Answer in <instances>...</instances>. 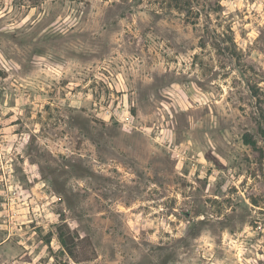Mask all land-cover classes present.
Returning <instances> with one entry per match:
<instances>
[{"label": "rangeland", "instance_id": "rangeland-1", "mask_svg": "<svg viewBox=\"0 0 264 264\" xmlns=\"http://www.w3.org/2000/svg\"><path fill=\"white\" fill-rule=\"evenodd\" d=\"M0 264H264V0H0Z\"/></svg>", "mask_w": 264, "mask_h": 264}, {"label": "trees", "instance_id": "trees-1", "mask_svg": "<svg viewBox=\"0 0 264 264\" xmlns=\"http://www.w3.org/2000/svg\"><path fill=\"white\" fill-rule=\"evenodd\" d=\"M248 142H251V141H248ZM59 236H60V239H61V242L63 243L64 246H67V248L69 249L68 245H67V239L64 235V233L62 232H59ZM70 250V249H69ZM72 252V251H70Z\"/></svg>", "mask_w": 264, "mask_h": 264}, {"label": "water", "instance_id": "water-1", "mask_svg": "<svg viewBox=\"0 0 264 264\" xmlns=\"http://www.w3.org/2000/svg\"><path fill=\"white\" fill-rule=\"evenodd\" d=\"M190 214V212H186V215H189Z\"/></svg>", "mask_w": 264, "mask_h": 264}]
</instances>
